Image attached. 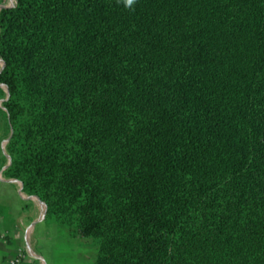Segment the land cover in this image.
Masks as SVG:
<instances>
[{"label":"trees","instance_id":"1","mask_svg":"<svg viewBox=\"0 0 264 264\" xmlns=\"http://www.w3.org/2000/svg\"><path fill=\"white\" fill-rule=\"evenodd\" d=\"M0 58L4 175L93 264H264V0H15Z\"/></svg>","mask_w":264,"mask_h":264},{"label":"crops","instance_id":"2","mask_svg":"<svg viewBox=\"0 0 264 264\" xmlns=\"http://www.w3.org/2000/svg\"><path fill=\"white\" fill-rule=\"evenodd\" d=\"M7 166L8 161L0 162V264H7L10 256L26 246L36 257L29 255L24 264H77L75 253L73 257L70 252L53 257L59 251L42 246L41 241L55 230L68 242L77 238L69 236L66 229L45 222V204L36 196L24 193L19 180L6 177ZM88 253L93 255L94 250Z\"/></svg>","mask_w":264,"mask_h":264},{"label":"rangeland","instance_id":"3","mask_svg":"<svg viewBox=\"0 0 264 264\" xmlns=\"http://www.w3.org/2000/svg\"><path fill=\"white\" fill-rule=\"evenodd\" d=\"M15 4V0H3L1 3V7H10ZM3 64V61L0 58V68ZM5 94H7V88L4 85H0ZM0 108L3 109V106L1 105V100H0ZM6 124H5V119L3 116L0 114V162L3 159V155L6 158V161H8V154L6 152V143L5 141L7 140L6 138ZM46 222V221H45ZM48 223V222H46ZM53 223H48V225ZM45 225V224H44ZM57 225V227H62L63 229H66L65 226L59 225V224H54ZM51 227V226H50ZM53 227V226H52ZM58 231V234L57 232ZM50 233V237L44 239L41 241L42 246H44L45 249H53L54 251H59V254H52L53 257H62L63 254H69L71 253L72 257L74 253L76 254L77 257V264H93L94 259H95V253H96V243L92 238H87L81 234H77L74 237L77 238V240H72L71 242H68L66 239H63L60 235L59 230H55ZM67 231V229H66ZM90 250H94V254L91 255L88 252ZM62 252V253H61Z\"/></svg>","mask_w":264,"mask_h":264},{"label":"built area","instance_id":"4","mask_svg":"<svg viewBox=\"0 0 264 264\" xmlns=\"http://www.w3.org/2000/svg\"><path fill=\"white\" fill-rule=\"evenodd\" d=\"M29 255L36 257L29 247L26 246L24 248H19L12 256L7 259V264H24L25 259Z\"/></svg>","mask_w":264,"mask_h":264},{"label":"clouds","instance_id":"5","mask_svg":"<svg viewBox=\"0 0 264 264\" xmlns=\"http://www.w3.org/2000/svg\"><path fill=\"white\" fill-rule=\"evenodd\" d=\"M117 3H121L127 9H133L136 0H117Z\"/></svg>","mask_w":264,"mask_h":264},{"label":"water","instance_id":"6","mask_svg":"<svg viewBox=\"0 0 264 264\" xmlns=\"http://www.w3.org/2000/svg\"><path fill=\"white\" fill-rule=\"evenodd\" d=\"M11 7V6H10ZM0 8H2L1 6H0ZM3 65H4V63L2 64V66H1V68H0V71L2 70V68H3ZM9 137H10V135H9ZM9 137L7 138V140L5 141V143L8 141V139H9ZM10 164V158H9V156H8V165ZM45 209H46V207H45Z\"/></svg>","mask_w":264,"mask_h":264}]
</instances>
